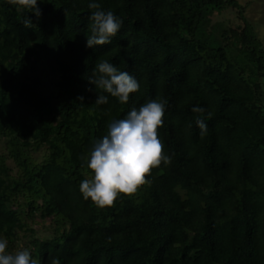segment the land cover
Wrapping results in <instances>:
<instances>
[{"label":"trees","instance_id":"16d2710c","mask_svg":"<svg viewBox=\"0 0 264 264\" xmlns=\"http://www.w3.org/2000/svg\"><path fill=\"white\" fill-rule=\"evenodd\" d=\"M88 2L37 0L36 17L18 0H0V237L8 250L28 248L39 264H264V49L246 6L98 0L123 24L94 49L85 47ZM227 6L241 24L215 19ZM101 59L138 81L127 104L110 95L94 103L87 77ZM149 98L167 101L157 131L171 161L136 192L97 207L79 192L90 174L81 157L111 120ZM46 222L50 235L41 237L35 226Z\"/></svg>","mask_w":264,"mask_h":264},{"label":"clouds","instance_id":"9594fccd","mask_svg":"<svg viewBox=\"0 0 264 264\" xmlns=\"http://www.w3.org/2000/svg\"><path fill=\"white\" fill-rule=\"evenodd\" d=\"M18 3L28 7L36 17L40 16L37 0H18ZM87 7L93 11L88 17L90 35H86L85 47L95 49L110 44L123 24L122 19L112 10L102 8L98 0H89ZM23 24L30 27L33 23L26 16ZM87 79L94 85L97 105L108 103L109 95L120 104H127L130 93L139 88L133 75L106 59L95 64ZM166 107L164 98H149L138 107H132L122 118L107 124L106 134L95 139L81 157L82 166L90 173L79 182L83 199H90L100 208L111 206L120 194H132L146 183V174L151 169L170 163L171 157L164 152L157 131L164 123ZM192 111L202 114L204 109L193 107ZM196 126L203 136L207 131L205 119L198 116ZM8 246V240L0 237V264H39L28 248L9 251ZM50 264H59V261L53 257Z\"/></svg>","mask_w":264,"mask_h":264},{"label":"rangeland","instance_id":"374dc122","mask_svg":"<svg viewBox=\"0 0 264 264\" xmlns=\"http://www.w3.org/2000/svg\"><path fill=\"white\" fill-rule=\"evenodd\" d=\"M241 5L246 6L245 18L251 23L254 28L255 33L257 34L261 46L264 49V0H236ZM215 19L218 22H221L225 26H236L241 24L237 18L236 11L227 6L221 13H217ZM214 20V21H216ZM262 83V93L264 96V78L261 80ZM5 153L4 143L0 140V155ZM44 152L35 153V157L41 158ZM8 164H11L8 161ZM49 222H46L44 225L35 226L37 234L41 237H47L50 235L48 230Z\"/></svg>","mask_w":264,"mask_h":264}]
</instances>
